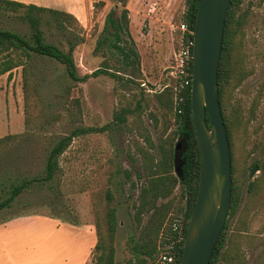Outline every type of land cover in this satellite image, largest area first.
<instances>
[{
	"label": "rangeland",
	"instance_id": "obj_1",
	"mask_svg": "<svg viewBox=\"0 0 264 264\" xmlns=\"http://www.w3.org/2000/svg\"><path fill=\"white\" fill-rule=\"evenodd\" d=\"M99 1L103 5L93 8ZM184 1L125 2L128 33L139 62L140 77L133 84L106 75L74 83L61 65L35 57L26 64L24 74L18 67L9 79L7 74L0 76V138L11 136L0 144V198L10 184L42 174L45 157L60 137L74 128L107 127L102 133L73 138L57 158L52 181L31 185L0 212V251L4 250L0 264H10L13 255L23 253L29 264H94L93 204L101 217L106 191L116 210L115 264H127L131 258L127 238L135 234L131 206L142 183L139 153L156 158L158 140L175 129L172 114L159 108L151 93L170 84L166 68L178 45L175 28L182 23ZM68 3L81 7L80 15L71 14L77 22L71 23L67 33L41 25L44 40L63 50L67 39L76 41L72 58L78 75L95 70L102 60L112 72L120 67L118 52L109 47L110 29L102 33L108 12L118 17L116 2ZM239 12L244 13V20L227 55L231 77L221 90V117L239 203L227 218L225 246L215 264H264V0H242ZM0 29L29 35L26 25L11 13L0 14ZM104 36L109 37L106 43L101 42ZM119 37L126 39L123 33ZM97 41L100 46L94 52ZM137 100L140 108L126 117L125 124L113 122L121 109H134ZM253 167L257 171L249 178ZM177 195L176 187L172 196ZM101 228L104 231L103 223ZM165 248L159 246L158 253ZM157 255L150 264H159Z\"/></svg>",
	"mask_w": 264,
	"mask_h": 264
},
{
	"label": "trees",
	"instance_id": "obj_2",
	"mask_svg": "<svg viewBox=\"0 0 264 264\" xmlns=\"http://www.w3.org/2000/svg\"><path fill=\"white\" fill-rule=\"evenodd\" d=\"M115 1L114 9L118 10V17L115 18L114 11L110 10L106 15L102 33L109 31V47L116 49L120 58L121 65L113 72L107 66L106 61L102 60L101 65L95 70L78 75L76 66L72 58V52L76 46V41L70 38L66 40L67 48H62L46 42L40 29L41 25L53 26L56 30L67 33L68 28L76 19L67 12L35 6L33 4H23L13 0H0V14H14L15 19L25 24L29 30L28 37L21 36L9 30L0 29V76L7 74L10 78L12 70L20 67L22 74L25 72V66L35 57L39 59L52 60L63 67L65 76L74 83H83L89 78H95L99 75H106L111 78L119 79L133 84L134 80L139 79L138 55L133 47V42L128 33V17L125 9L127 0ZM242 0H229L225 14L223 33L220 44L218 64L216 70L217 100L220 110L223 109L221 100V90L223 83L231 77V68L228 66V51L235 31L243 23L244 13H240V4ZM186 10L182 16V23L186 26L187 32L183 39L192 41V32L195 19L198 0H185ZM102 1L92 4L93 8H100ZM120 6V7H118ZM239 12V13H238ZM123 33L125 41H121L119 34ZM71 37V34L69 33ZM73 37V36H72ZM75 38V37H74ZM80 39H78L79 42ZM109 37L104 36L102 43L108 42ZM120 42H123L122 46ZM100 41H97L93 51L97 52ZM188 74H191V61L188 63ZM25 79V78H24ZM189 80V77H188ZM180 80H170V84L165 86L152 97L157 106L166 110L173 116L175 125L174 131L168 133L163 139H159L156 144L157 157L148 155V153H139L142 155L139 169V179L142 183L138 188L135 202L132 204V222L134 224L135 234L127 238V248L131 258L127 264H150L154 256L157 255L159 246L168 247L167 251L172 256L171 264H178L181 254L182 242L189 216L194 204L197 182H198V149L195 140L194 129L190 112V80L180 92L173 90V87ZM137 85V83H135ZM69 87L65 90V96ZM141 96H143L141 94ZM25 95V110L26 106ZM178 98H181L178 101ZM141 99V98H140ZM142 100V99H141ZM76 106L77 118L80 120V111L78 101H72ZM71 102V103H72ZM140 108L137 100L134 109H121L113 118V122L125 124L126 117L132 115L136 109ZM221 110V114H222ZM75 116V115H74ZM208 127L207 117L205 118ZM153 126L155 124L153 123ZM107 127H87L74 128L66 136L60 137L49 149L46 157L42 174L36 177L24 178L16 183L10 184L5 195L0 198V212L9 209L14 200L24 191L28 190L33 184H43L51 182L58 170L57 158L66 150L73 138L90 135L93 133H102ZM225 135L227 138V131ZM6 135L0 138V144L10 139ZM144 142L148 140L144 138ZM179 142L177 151L174 150L175 144ZM228 143V140H227ZM151 148V146H150ZM180 154L177 158L179 170L176 175L173 174L174 155ZM229 156L231 157V148L229 145ZM232 167L230 161V198L228 217L232 216L239 203L238 187L232 178ZM250 183L248 184V186ZM133 186V185H132ZM177 187V197L172 196ZM112 200L111 194L105 192V202L103 205L102 216L99 217L96 204H93L95 221L93 224L95 234V244L93 246L94 264H115L114 249L112 246L113 236L117 226L116 210L110 206ZM174 219H178V230L172 231L171 224ZM104 225V231L102 227ZM227 221L219 234L207 264H215L221 256L224 248V232Z\"/></svg>",
	"mask_w": 264,
	"mask_h": 264
},
{
	"label": "water",
	"instance_id": "obj_3",
	"mask_svg": "<svg viewBox=\"0 0 264 264\" xmlns=\"http://www.w3.org/2000/svg\"><path fill=\"white\" fill-rule=\"evenodd\" d=\"M229 0H198L191 48L190 112L198 149L196 196L178 264H207L229 212L230 156L217 100L216 70ZM208 120L206 126L205 118ZM177 142L174 150L179 149ZM174 155V173L179 165ZM256 172L253 167L249 177Z\"/></svg>",
	"mask_w": 264,
	"mask_h": 264
},
{
	"label": "built area",
	"instance_id": "obj_4",
	"mask_svg": "<svg viewBox=\"0 0 264 264\" xmlns=\"http://www.w3.org/2000/svg\"><path fill=\"white\" fill-rule=\"evenodd\" d=\"M175 29L179 37L178 45L175 50H172L170 62L166 70L170 80H180L179 83L173 87V90L180 92L181 89L189 84V80H191V74H188V63L191 61L192 41L183 39L184 34L187 32V28L183 23H180ZM142 86H144V84ZM180 100L181 98H178V101ZM171 229L172 231L178 230V221L175 220L172 222ZM167 248L168 247H166L164 251H160L157 255V262L159 264L172 263V256L168 253Z\"/></svg>",
	"mask_w": 264,
	"mask_h": 264
},
{
	"label": "crops",
	"instance_id": "obj_5",
	"mask_svg": "<svg viewBox=\"0 0 264 264\" xmlns=\"http://www.w3.org/2000/svg\"><path fill=\"white\" fill-rule=\"evenodd\" d=\"M13 1H18V2L22 1L21 3L23 4H33L35 6L61 10V11L70 13L72 15L81 14V11H80L81 7L74 8L71 4L68 3V0H13ZM2 251L4 250L0 251L1 254H2ZM5 253H8V251L6 250ZM10 264H29V263L26 260V255L23 253L20 255H13L10 261Z\"/></svg>",
	"mask_w": 264,
	"mask_h": 264
},
{
	"label": "flooded vegetation",
	"instance_id": "obj_6",
	"mask_svg": "<svg viewBox=\"0 0 264 264\" xmlns=\"http://www.w3.org/2000/svg\"><path fill=\"white\" fill-rule=\"evenodd\" d=\"M256 168V167H255ZM256 171H257V168H256ZM249 178H251V177H249Z\"/></svg>",
	"mask_w": 264,
	"mask_h": 264
}]
</instances>
